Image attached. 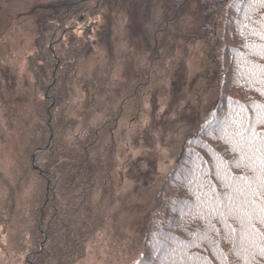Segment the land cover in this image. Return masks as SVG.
Listing matches in <instances>:
<instances>
[{"label":"trees","instance_id":"1","mask_svg":"<svg viewBox=\"0 0 264 264\" xmlns=\"http://www.w3.org/2000/svg\"><path fill=\"white\" fill-rule=\"evenodd\" d=\"M30 12L38 37L27 64L40 100L23 167L29 194L17 239L28 255L24 264H75L96 241H106L113 256L126 252L120 264H264V2L53 0ZM120 24L139 49L135 66L143 76L135 83L165 67L171 40L184 36L207 45L217 95L182 137L142 231L114 243L103 202L92 197L99 179L108 182L111 152L101 146L102 155L92 154L101 133L141 95L134 87L128 95L107 91L109 62L95 69L101 76L83 104L72 102L71 91L95 46L114 62L111 36ZM109 93L118 105L102 106ZM36 148L43 150L34 168ZM0 179L7 204L9 194L15 203L9 177ZM250 199L255 209L246 207Z\"/></svg>","mask_w":264,"mask_h":264},{"label":"rangeland","instance_id":"2","mask_svg":"<svg viewBox=\"0 0 264 264\" xmlns=\"http://www.w3.org/2000/svg\"><path fill=\"white\" fill-rule=\"evenodd\" d=\"M51 1L0 0V174L9 177L16 191L15 203L9 194L11 202L8 205L0 179V264H24L28 256L21 250L17 236L26 226L24 207L28 205L29 191L23 167L28 158L29 129L35 122L37 101L40 100L33 90L27 64L38 37L30 11L36 5ZM116 26L111 36V52L117 63L114 65L108 59L103 47L95 46L72 81L71 91L72 102L83 104V99H88L91 94V80L93 86V81L101 76V73H94L95 69L109 62V67L113 68L109 78L107 73L104 75L107 91L120 88L123 94L134 91L141 95L139 103L129 101L128 113L113 130L101 133L92 154L102 155L98 149L101 146L111 152L107 163L111 162L108 182L99 179L92 197L103 202L108 234L116 237L114 243L121 241L124 234L135 236L142 231L143 222L156 205L161 180L174 163V152L182 137L195 128L198 116L210 112L217 95V90L210 88L216 74L208 66V47L203 40L184 36L171 40L173 52L165 67L153 72V79L148 76L145 84L139 85L140 82L135 83L143 76L135 66L139 49L129 39L124 24ZM48 93L49 89L45 95ZM108 95L102 100V106L118 105L119 101L111 97V93ZM49 110L50 107L48 123L51 121ZM42 149L36 148L32 153L34 168L37 166L33 155L35 157ZM104 242L89 243L84 257L75 264H120L128 256L126 252L113 256V250Z\"/></svg>","mask_w":264,"mask_h":264},{"label":"snow or ice","instance_id":"3","mask_svg":"<svg viewBox=\"0 0 264 264\" xmlns=\"http://www.w3.org/2000/svg\"><path fill=\"white\" fill-rule=\"evenodd\" d=\"M261 2H264V0H261ZM210 190V189H209ZM246 207L250 208V209H255L256 208V204L254 203L253 200H248ZM261 222L264 223V218L261 219ZM215 230V229H214Z\"/></svg>","mask_w":264,"mask_h":264},{"label":"water","instance_id":"4","mask_svg":"<svg viewBox=\"0 0 264 264\" xmlns=\"http://www.w3.org/2000/svg\"><path fill=\"white\" fill-rule=\"evenodd\" d=\"M49 118H50V115H49ZM43 150V149H42ZM33 159H34V155H33Z\"/></svg>","mask_w":264,"mask_h":264}]
</instances>
